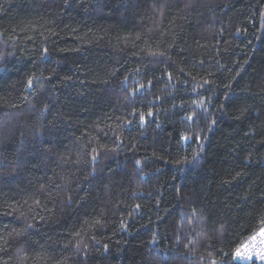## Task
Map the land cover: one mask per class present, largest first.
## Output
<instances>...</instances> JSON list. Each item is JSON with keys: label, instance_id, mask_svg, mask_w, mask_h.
Instances as JSON below:
<instances>
[{"label": "trees", "instance_id": "trees-1", "mask_svg": "<svg viewBox=\"0 0 264 264\" xmlns=\"http://www.w3.org/2000/svg\"><path fill=\"white\" fill-rule=\"evenodd\" d=\"M262 231L264 0H0V264H241Z\"/></svg>", "mask_w": 264, "mask_h": 264}, {"label": "built area", "instance_id": "built-area-1", "mask_svg": "<svg viewBox=\"0 0 264 264\" xmlns=\"http://www.w3.org/2000/svg\"><path fill=\"white\" fill-rule=\"evenodd\" d=\"M264 232V231H262ZM262 232L256 233L251 236L242 247L239 248L240 255L236 254V261L241 264H253L258 261V252L264 250V236L261 235ZM251 255V259L246 258ZM264 264V260L261 262Z\"/></svg>", "mask_w": 264, "mask_h": 264}, {"label": "snow or ice", "instance_id": "snow-or-ice-1", "mask_svg": "<svg viewBox=\"0 0 264 264\" xmlns=\"http://www.w3.org/2000/svg\"><path fill=\"white\" fill-rule=\"evenodd\" d=\"M29 83L31 84V81H29ZM149 115H151V113H149ZM261 235L264 236V232H262ZM237 255L238 256L240 255L239 251H237ZM257 255L260 257L261 260H264V250H261L260 252H258ZM246 258L251 259V255H248Z\"/></svg>", "mask_w": 264, "mask_h": 264}, {"label": "bare ground", "instance_id": "bare-ground-1", "mask_svg": "<svg viewBox=\"0 0 264 264\" xmlns=\"http://www.w3.org/2000/svg\"><path fill=\"white\" fill-rule=\"evenodd\" d=\"M254 235H255V234H254ZM252 236H253V235H252ZM249 238H250V237H249ZM249 238H248V239H249ZM248 239H247V240H248ZM247 240H246V241H247ZM246 241H245V242H246ZM245 242H244V243H245ZM244 243H243L240 247H242V246L244 245ZM240 247H239V248H240ZM239 248L237 249V251L239 250ZM237 251H236L235 256H234V260H235V261H236L235 258H236ZM258 257H259V256H258ZM236 262H237V261H236ZM261 262H262V260H261L260 257H259L258 261H256V263H253V264H262ZM238 263H239V262H238Z\"/></svg>", "mask_w": 264, "mask_h": 264}]
</instances>
